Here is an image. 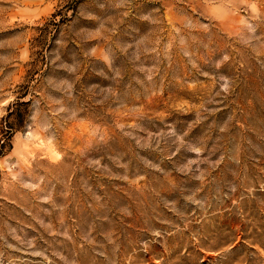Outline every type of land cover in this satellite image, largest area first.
Masks as SVG:
<instances>
[{"label":"rangeland","instance_id":"rangeland-1","mask_svg":"<svg viewBox=\"0 0 264 264\" xmlns=\"http://www.w3.org/2000/svg\"><path fill=\"white\" fill-rule=\"evenodd\" d=\"M0 264H264V0H0Z\"/></svg>","mask_w":264,"mask_h":264},{"label":"trees","instance_id":"trees-1","mask_svg":"<svg viewBox=\"0 0 264 264\" xmlns=\"http://www.w3.org/2000/svg\"><path fill=\"white\" fill-rule=\"evenodd\" d=\"M0 147H2V144L0 145Z\"/></svg>","mask_w":264,"mask_h":264}]
</instances>
